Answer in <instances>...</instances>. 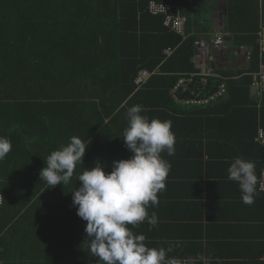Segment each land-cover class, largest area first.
Segmentation results:
<instances>
[{"label":"trees","instance_id":"obj_1","mask_svg":"<svg viewBox=\"0 0 264 264\" xmlns=\"http://www.w3.org/2000/svg\"><path fill=\"white\" fill-rule=\"evenodd\" d=\"M150 2L177 8L172 13L187 17L188 31L197 34L213 32L212 20L216 7L220 4L227 7L225 33L232 36L235 48L247 45L252 49L251 61L245 65L242 74H224L225 78L230 79V102L227 106L235 111L242 109L252 112L249 116L254 121V132L246 144L255 152L253 161L261 172L264 170V148L256 142L259 127L257 106L248 103L253 99L252 75L258 73L260 63L256 34L260 24L264 23V0H0V17L7 21V29H15L11 30L15 33L13 36L19 37L14 45L19 51L13 55L16 58L0 65V95L3 92L7 95L6 98L0 96V137L8 138L12 144L11 151L0 160V194L5 196L6 202L0 209L1 258L37 260V264H48L49 261H65V264L74 261L69 264H79L90 257L94 259L87 245H83L87 237L72 231V226H77V222L68 219V210L55 208L53 221L45 224L50 213V210H46V195L37 202L34 199L46 190L36 189L32 194L30 189L6 182L4 161L15 163L27 159L25 156L17 158L14 149L18 153L21 152L18 149H30V139L35 138L28 134L34 125L29 122L8 124L6 118L13 115L28 119L30 116L40 117L43 112L49 115L46 109L51 106L50 101L79 100L82 92L74 95L73 91L79 86H88L90 90L95 87L104 91L109 89L106 93H94L108 95L113 114L131 95V105L145 99L149 102L147 108L152 110L150 113L155 117L161 114L159 108L177 105L170 91L182 76L196 72L194 58L197 36L184 41L164 25V17L148 14ZM21 37H24V43ZM168 48L175 49L169 58L165 55ZM31 49L33 53H38L33 67L26 57V52ZM261 60L264 61V55ZM59 61L61 64L57 67ZM53 69L56 75L50 74ZM141 71H159L160 75L154 76L135 91L134 80ZM69 82L74 86L68 88L69 91H63L60 85ZM31 84L33 88L37 85L32 92L28 88ZM114 85H119V90L115 91ZM49 89L59 92H49ZM56 104L53 103L54 106ZM260 104V126L264 129V102ZM211 107L188 109L179 106L178 110L205 113ZM57 115L51 114L43 124L57 125L55 133L64 124L54 120ZM82 173L80 171L79 174ZM61 203L63 200L60 198L54 206ZM71 213L74 216V207H71ZM37 219V229L29 232Z\"/></svg>","mask_w":264,"mask_h":264},{"label":"crops","instance_id":"obj_2","mask_svg":"<svg viewBox=\"0 0 264 264\" xmlns=\"http://www.w3.org/2000/svg\"><path fill=\"white\" fill-rule=\"evenodd\" d=\"M219 7L226 6L220 4L216 7L212 20L213 32L225 33L228 9L226 7V14L221 20ZM6 27L7 21L0 17V65L15 59L13 55L19 53L16 47L14 48L19 37L13 36L15 33L11 30L15 29ZM24 37H21L22 43ZM231 40L232 36L226 38V44L219 55L218 70L223 77L224 74L236 76L245 70V63L239 57L237 48ZM26 53L33 67V61L37 59L38 53L37 51L33 53L32 49ZM112 87L115 91L120 88L119 85ZM28 88L32 92L37 89V85L33 88L31 84ZM65 90L68 88L63 91ZM53 91L59 92L49 89V92ZM73 91L74 95L82 92L79 100H52L49 102L51 106L46 109L49 115L43 112L40 117L30 116L28 119L13 115L6 118L8 124L29 122L34 125L31 126V133H28L35 137L30 139V149L24 148V151L18 149L21 151L19 153L16 148L14 149L17 158L25 156L27 159H20L15 163L4 161L6 182L30 189L32 194L36 189L46 190L34 199L37 202L46 195L45 202L48 206L46 210H50V213L45 224H51L53 221L55 208H63L69 211L68 219L77 222L78 231L80 228L85 229L86 222L77 216L75 207L74 216L71 213L73 207L71 193L80 186L77 177L80 171L92 169L96 162H99L106 172H111L113 161L131 158L132 154L123 142V132L127 127L125 115L129 108L140 105L143 109L141 115L146 116L149 121L152 119L171 121V130L176 141L175 154L169 156L167 152L161 153L162 158L171 164V168L164 181L165 189L157 193L158 205L150 204L147 207L149 218L155 213L156 224L150 225L145 219L136 226L128 225L129 229L134 235H144L146 237L144 243L148 248L163 247L166 250V259L173 260L175 264L180 261H193L195 264H264V193L258 189L261 169L253 161L254 150L246 144L254 132V121L252 116H249L252 112L242 109L235 111L227 106L230 102L228 94L224 101L205 113L196 110L180 112L177 104L170 108H159L161 114L155 117L150 113L152 110L147 108L149 102L145 99L137 100L131 105V95L113 114L108 95L94 93H106L110 91L109 89L104 91L95 87L94 90H90L88 86H79ZM0 96L6 98V92ZM251 97L252 102L248 103L256 104L257 116L259 115L257 124L261 127L260 103L264 102V95L259 97L253 90ZM53 103L57 104L54 106ZM51 114H59L54 120L64 123L62 128H58L57 133L54 132L57 125H43L44 120L48 121ZM73 136L80 138L86 146L89 145L84 159L77 163L67 185H57L51 189L40 181V176L36 174H40L46 166V158L61 146H66ZM236 157L253 161L256 166V195L251 205L241 201L242 194L238 183L228 179L227 170ZM90 165L92 168H89ZM60 198L63 203L54 206ZM41 211L43 212L44 208ZM37 224L38 219L29 232L37 229ZM37 263H39L37 260H9L0 257V264ZM56 263L65 264V261L48 262ZM69 263L74 261H68ZM78 263L97 264V258L90 257Z\"/></svg>","mask_w":264,"mask_h":264},{"label":"clouds","instance_id":"obj_3","mask_svg":"<svg viewBox=\"0 0 264 264\" xmlns=\"http://www.w3.org/2000/svg\"><path fill=\"white\" fill-rule=\"evenodd\" d=\"M142 111L140 105H135L126 112L123 142L131 158L113 161L111 172L96 162L77 177L80 186L71 193L77 216L86 222L84 245L97 258V264H175L166 259L163 247L148 248L146 237L134 235L128 227L145 219L150 225L156 224L155 213L149 218L147 207L158 205L157 193L165 189L171 168L161 153L175 154L171 121H149ZM88 146L80 138L71 137L66 146L46 158L40 181L51 189L67 185ZM11 149V141L0 137V160ZM255 167L253 161L236 157L227 170L228 179L238 183L241 201L247 205L254 203L256 195Z\"/></svg>","mask_w":264,"mask_h":264},{"label":"built area","instance_id":"obj_4","mask_svg":"<svg viewBox=\"0 0 264 264\" xmlns=\"http://www.w3.org/2000/svg\"><path fill=\"white\" fill-rule=\"evenodd\" d=\"M177 10L169 4H158L150 2L147 6V12L151 16L164 17V25L172 32L180 35L184 41L197 36L195 43L196 56L194 63L196 72L187 76H182L177 85L170 91V96L179 106L188 109H206L221 101H224L229 94L227 79L219 74L218 62L221 50L226 44V38L231 36L224 32L210 33H190L188 31V19L182 15H174L172 10ZM257 36V46L259 47L260 63L258 73L253 75L252 89L257 92V95H264V61L261 57L264 55V23L259 26ZM175 49L168 48L165 50L167 58L171 57ZM239 57L245 65H248L252 58V49L247 45L237 49ZM160 72L155 71L150 73L141 71L138 77L134 80L136 89L143 87L147 81L154 76H159ZM217 81V82H212ZM256 142L264 148V129L257 128ZM258 189L264 193V170L261 172L258 181ZM5 196L0 194V209L5 206ZM177 264H195L193 261H180Z\"/></svg>","mask_w":264,"mask_h":264},{"label":"rangeland","instance_id":"obj_5","mask_svg":"<svg viewBox=\"0 0 264 264\" xmlns=\"http://www.w3.org/2000/svg\"><path fill=\"white\" fill-rule=\"evenodd\" d=\"M52 63V62H51ZM54 64V63H53ZM61 64V61H59V62H57L56 63V65H57V67H59V65ZM50 74H53V75H56L57 73H56V70L55 69H53L51 72H50ZM49 77H51V76H49ZM60 86H62V88L63 89H65V88H71L72 86H74L73 84H71L70 82L69 83H63V84H61ZM59 94H64V93H62V92H60ZM66 94V93H65ZM72 94V93H71ZM85 229H82V228H80V231H78V227L77 226H72V231H74V232H76L78 235H86L85 234V231H84ZM72 246V245H71Z\"/></svg>","mask_w":264,"mask_h":264},{"label":"water","instance_id":"obj_6","mask_svg":"<svg viewBox=\"0 0 264 264\" xmlns=\"http://www.w3.org/2000/svg\"><path fill=\"white\" fill-rule=\"evenodd\" d=\"M218 9L220 11V17H221V20H222L223 17L225 16V14H226L227 9H226V7H222V8L219 7ZM215 18H216V14H215Z\"/></svg>","mask_w":264,"mask_h":264}]
</instances>
